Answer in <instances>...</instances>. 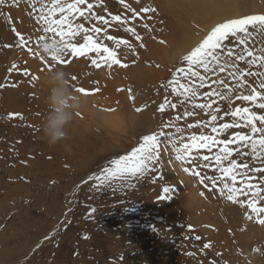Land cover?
<instances>
[{"label":"rangeland","instance_id":"obj_1","mask_svg":"<svg viewBox=\"0 0 264 264\" xmlns=\"http://www.w3.org/2000/svg\"><path fill=\"white\" fill-rule=\"evenodd\" d=\"M150 1L126 0L137 11L145 7L155 11L107 29L108 34L131 44L130 49L122 46L123 51L118 50V59L127 66L111 68L92 66L90 59L95 53L69 57L66 63L41 55L39 37L50 34L37 22L31 0H7L0 6V84L6 85L0 88V102L5 92L11 93L9 110L0 107V264H180L182 255L176 243L181 232L192 239L198 234L201 243L207 238L197 249L209 244L204 249L215 255L223 251L220 257L228 263L264 264V224L258 222L256 214L229 201L226 192L221 195L217 190L221 181L216 186L207 179L201 182L202 177L219 176L218 172L200 167L198 160L177 159L183 154L176 151L181 144L177 137L199 134L201 128L186 129L185 124L207 119L202 112L186 122L176 121L177 127L185 128L183 134L175 127L165 129L173 143L162 141L158 172H147L132 185L131 181L105 184L104 195L93 187L95 181L84 183L110 160L131 152L143 135L160 131L164 123L174 119L176 112L158 110L165 96L161 85L181 66L183 54L218 23L264 15V0H210L206 5H216L214 10L204 8V0ZM88 2L97 15H104L113 25L118 22L112 21L109 13L131 15L119 0ZM77 22L88 28L93 22L107 28L94 18ZM128 27H135L141 39L127 32ZM16 32L26 43H21ZM103 42L114 47L111 41ZM13 64L17 69L10 72ZM54 67H63L71 74L82 106L66 126V138L50 144L38 125L48 110L47 86L42 78ZM23 68L37 78L23 75L18 70ZM79 86L91 94L76 91ZM234 104L248 106L240 101ZM9 113L28 115L23 126L28 139L16 134L14 129L19 125ZM204 131L210 133V129ZM205 154L204 150L194 151L192 157ZM164 187L170 188L169 199H159ZM258 206L264 207V201ZM93 207L96 212L90 219L88 211ZM180 223L184 225L181 230ZM155 230L162 232L160 243L151 239Z\"/></svg>","mask_w":264,"mask_h":264},{"label":"snow or ice","instance_id":"obj_2","mask_svg":"<svg viewBox=\"0 0 264 264\" xmlns=\"http://www.w3.org/2000/svg\"><path fill=\"white\" fill-rule=\"evenodd\" d=\"M6 3L7 0H0V6ZM119 3L131 15L109 13L111 20L118 22L113 25L104 15H97L88 0H31L37 22L43 25L44 33L50 34L40 36L39 44L50 41L58 46L50 56L59 63L70 62L69 57L81 58L95 53L90 64L96 68L104 65L109 68L113 65L126 67L118 59V50L123 51L122 46L130 49L131 44L126 39L108 34L107 29L121 27L129 19L134 20L141 13L155 9L145 7L137 11L126 0H119ZM104 11L107 12V9ZM93 18L107 28L98 27L95 22L88 28L84 23L77 22ZM125 30L131 32L136 40L141 39L135 27ZM16 35L22 44L26 43L19 32ZM257 36L261 39L256 40ZM104 39L111 41L114 47L104 43ZM179 65L172 72L171 79L161 85L165 89V96L158 109L161 113L166 108L176 112L174 119L164 123L160 131L143 135L131 152L110 160L99 173L89 176L84 183L95 181L93 187L100 190L105 184L114 186L147 172H158L162 141L173 143L171 134L165 129L175 127L177 133L183 134L185 128L177 127L176 121L186 122L187 118L202 112L207 119L185 124L186 129L201 128L202 131L177 137L181 144L176 151L183 152L177 159L198 160L202 162L200 167L218 172L219 176L202 177L201 182L207 179L216 186L217 181H221L222 187H217L221 195L226 192L229 201L246 206L256 214L258 222L264 224V218H261L264 207L258 206L264 201V15H248L216 24L195 47L180 57ZM14 69H17L15 64L9 71ZM18 70L25 76H31V79L37 78L27 68ZM5 86L0 84V88ZM11 86L15 87V84ZM75 90L85 95L91 94L82 86ZM170 96L175 99H170ZM235 101L248 106L234 104ZM11 117L23 119L21 113H9ZM225 118L230 119L226 121ZM206 129H210V133L204 131ZM200 150L208 154L192 157L194 151ZM185 171L190 169L186 168ZM169 191V187H164V194L159 199H169ZM95 212L94 207L90 208L88 217L91 219ZM204 247L210 245L205 244Z\"/></svg>","mask_w":264,"mask_h":264},{"label":"clouds","instance_id":"obj_3","mask_svg":"<svg viewBox=\"0 0 264 264\" xmlns=\"http://www.w3.org/2000/svg\"><path fill=\"white\" fill-rule=\"evenodd\" d=\"M57 49L58 46L49 41L42 42L39 50L41 55L47 57ZM42 79L47 86L45 103L48 110L38 127L42 137L50 144H55L66 138V126L82 106V99L73 90L71 74L63 67L49 69Z\"/></svg>","mask_w":264,"mask_h":264},{"label":"bare ground","instance_id":"obj_4","mask_svg":"<svg viewBox=\"0 0 264 264\" xmlns=\"http://www.w3.org/2000/svg\"><path fill=\"white\" fill-rule=\"evenodd\" d=\"M144 1L146 2V1H150V0H144ZM209 2H210V0H204V8H206V9L207 8H211L212 10H214V8L216 7V5H212V6L206 5V3L208 4ZM211 3H213V2H211ZM193 5H194V3H193ZM218 5H219V3H218ZM233 5H235V4H233ZM222 6H224V5H222ZM221 8H219V9H221ZM182 32H184V30H182ZM5 93H6V97L0 102V107L1 108H7L9 110V107H11V106H8L7 103H8V98L10 97L11 93H10V91L9 92H5ZM15 111H19V110L16 109ZM21 114L23 115V119H21L19 117H16V121H17V124L19 125V127H15L14 130L16 131V134L18 136H20L24 140V138L28 139V137H29L28 131H26L23 128L24 123L26 121H28L27 120L28 115H24L23 113H21ZM79 140H81V139H79ZM52 148L54 149L53 146L50 147V149H52ZM135 179L136 178H133V179L130 180L131 181V184L130 185H132L134 183V180ZM2 187H3V185L0 183V189H3ZM4 188H5V186H4ZM130 190L132 192V188L131 187H130ZM104 193H105V190H102V187H101L100 188V194L101 195H104ZM180 206H181V204H180ZM178 207H179V204L177 205V209H179ZM169 214L172 215V213H169ZM183 227H184V225L182 223H180L179 224V229L181 230V228H183ZM196 227H198V226L194 225V232L195 233H198L199 232V229H197ZM179 229H176V233H180V230ZM150 234L153 235L152 238H151L153 242H155V243H160L161 242V240L163 238L162 237L161 230H155V231L151 232ZM197 236H198V234H197ZM145 238H146V236H145ZM193 239H194V241H193ZM193 239L188 234H185V233H182L181 232V236H180L179 240L176 243V246L179 248L178 252L181 253V255H182V258L180 260V264H233V263L226 262L224 257H220V255L222 253H224L223 251H219L215 255V254H210L209 252H207V250L204 249V246H203L202 249H197L202 244H204V242L207 240V238L203 241V243H201L202 240H197L194 237H193ZM191 241H193L194 243L192 244ZM225 254L227 255V253H225ZM256 257H258V256H256Z\"/></svg>","mask_w":264,"mask_h":264}]
</instances>
